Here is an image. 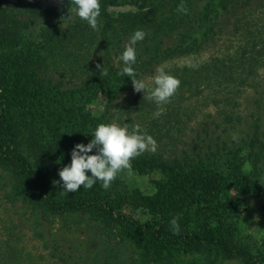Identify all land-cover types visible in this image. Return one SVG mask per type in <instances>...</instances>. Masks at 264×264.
<instances>
[{
  "label": "trees",
  "instance_id": "1",
  "mask_svg": "<svg viewBox=\"0 0 264 264\" xmlns=\"http://www.w3.org/2000/svg\"><path fill=\"white\" fill-rule=\"evenodd\" d=\"M122 1L137 10L116 16L107 11ZM181 2L100 0L96 31L70 12L71 0L45 8L38 0H0V264H35L20 234L32 231L41 242L54 218L68 228L98 230L109 242L138 241L150 253L144 264H163L162 256L177 245L203 264H264V239L257 244L242 237L230 216L235 199L223 198L230 188L239 197L264 178L258 122L264 110V0H183L187 15L177 12ZM36 29L38 42L30 39ZM138 29L147 35L135 46L137 79L158 64L209 51L193 63L197 68L165 69L181 85L159 118L153 117L156 103L143 91L131 94V78L118 75L124 66L119 57ZM250 90L249 116L256 118L238 141L223 139L218 130L241 124L242 99ZM100 94L107 98L101 123L127 124L130 130L139 123L156 140L157 151L134 159L131 171L160 175L152 196L128 193L121 173L108 190L97 181L91 189L63 192L58 173L71 163L74 146L93 138L89 107ZM223 162L229 170L221 168ZM256 185L261 189L264 180ZM177 215L181 231L174 235L169 222ZM54 247L50 257L60 249ZM54 257L63 261L61 249Z\"/></svg>",
  "mask_w": 264,
  "mask_h": 264
},
{
  "label": "rangeland",
  "instance_id": "2",
  "mask_svg": "<svg viewBox=\"0 0 264 264\" xmlns=\"http://www.w3.org/2000/svg\"><path fill=\"white\" fill-rule=\"evenodd\" d=\"M62 0H38L42 7H60ZM198 4H204L206 0H198ZM137 10L136 5L131 1H122L119 5L109 7L107 11L116 16L119 13L134 12ZM56 21L43 20L36 22L35 28L42 26H49L50 23ZM41 32V31H40ZM39 30H35L30 39L32 41H39ZM199 34H197L196 40H198ZM209 51H205L200 55H190L174 58L165 63L158 64L164 69L171 67H182L189 63L202 62L207 58ZM112 65L115 66L117 59L111 57ZM118 63V62H117ZM116 67V66H115ZM157 68V67H156ZM156 68L148 75H145L139 79L145 81L149 86L152 84V77L155 74ZM261 76H264V71L261 72ZM74 81H70L72 83ZM131 94H135L134 88H130ZM130 94V95H131ZM252 91H247L242 99L243 106L241 110V124L235 127H228L226 132H223V126L218 130L217 134L227 140L232 139V134H241L248 131L251 122L256 118L250 117L251 106L253 101L251 100ZM106 94H100L94 101H90L89 107L91 118H93V129L101 124V115L103 113V107L106 103ZM264 106V103H262ZM211 111V110H210ZM260 113L259 125L262 131H264V110ZM225 127V126H224ZM241 132V133H240ZM233 140V139H232ZM221 168H228V165L223 162ZM242 173L247 174L249 165L246 163L241 165ZM231 170V169H230ZM230 172V171H228ZM227 170L223 173L226 175ZM264 175V174H263ZM262 175V176H263ZM120 179L123 185L126 187L128 193H141L144 196H152L155 189V182L160 179V175L155 172L149 175H139L136 173L124 172L120 174ZM253 179L254 185L245 190L239 197L236 195L235 188H230L224 195V200L235 199V207L231 209L230 216L236 221V227L238 228L239 234L242 237L248 238L252 242L261 243L264 239V187L257 189L258 183L262 182L264 178L257 180ZM256 185V186H255ZM237 199V200H236ZM127 214H130L133 218H138L140 215L139 211L126 210ZM11 216V215H10ZM6 220L9 219L8 215H5ZM16 220V217H13ZM2 226L0 221V239H2ZM49 236L44 237L40 242L39 238L33 237L32 231L24 230L20 234L21 246L25 249L27 254L29 253L30 260H33L35 264H144L150 256V253L143 249L142 244L136 240H130L126 238H114L110 242L107 241L102 235L99 234L98 230L87 229L82 224L76 228L70 226L69 228L63 223L60 218H54L53 224L51 225ZM46 242V243H45ZM139 243V245H138ZM54 245L61 249V258L63 261L59 262L57 257L59 251L54 252V256L50 257L49 252L55 250ZM163 264H203V260L200 258L193 257L184 252V248L181 245L172 247L170 251L166 252L162 256ZM219 264H239L236 261H225Z\"/></svg>",
  "mask_w": 264,
  "mask_h": 264
},
{
  "label": "clouds",
  "instance_id": "3",
  "mask_svg": "<svg viewBox=\"0 0 264 264\" xmlns=\"http://www.w3.org/2000/svg\"><path fill=\"white\" fill-rule=\"evenodd\" d=\"M71 4L72 14L86 21L93 30H100V0H71ZM177 12L188 14V8L183 0L177 5ZM146 35L145 31L138 29L131 36L119 57L124 66L118 75L130 77L134 91H143L144 98L156 103L157 110L153 113V117L159 118L166 112L163 105L171 102L180 88L181 81L166 72L162 66H157L155 70L152 77L153 87H149L144 80L137 79L138 73L133 68L137 60L135 46L143 41ZM187 66L198 67L193 63ZM97 68L101 70L102 75H108L107 68L101 65H97ZM92 137L87 145L78 143L74 146L71 151V163L59 171L64 193L78 192L81 187L91 189L97 181L101 182L104 190H108L120 173H131L134 159L145 152L155 153L158 148L156 140L148 135L139 123L132 126L131 130L127 124L101 123L95 128ZM232 139L238 141V134L233 133ZM93 150L95 154H90ZM88 172L91 175H88ZM180 219L181 216L177 215L169 222L174 235L180 234Z\"/></svg>",
  "mask_w": 264,
  "mask_h": 264
}]
</instances>
